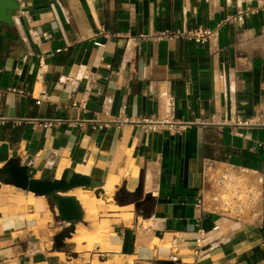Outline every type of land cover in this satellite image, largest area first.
<instances>
[{
    "label": "crops",
    "instance_id": "obj_1",
    "mask_svg": "<svg viewBox=\"0 0 264 264\" xmlns=\"http://www.w3.org/2000/svg\"><path fill=\"white\" fill-rule=\"evenodd\" d=\"M19 1L0 29V168L120 176L115 196L139 197L58 252L50 200L0 183V264H264V0ZM43 74L48 101L13 92L36 97Z\"/></svg>",
    "mask_w": 264,
    "mask_h": 264
},
{
    "label": "water",
    "instance_id": "obj_2",
    "mask_svg": "<svg viewBox=\"0 0 264 264\" xmlns=\"http://www.w3.org/2000/svg\"><path fill=\"white\" fill-rule=\"evenodd\" d=\"M21 10L22 6L19 0H0V29H15V14ZM0 183L13 185L50 200L51 204L58 210L57 219L68 225L55 239V249L58 252L67 248L65 240L72 238L77 224L84 223L85 219L80 201L75 197H68L66 194L78 188L92 190L98 197L105 194V191L101 189L102 181L78 174L73 169L65 170L61 179H57L52 170L45 171L40 179H31L29 167L24 166L20 159H12L3 168H0ZM159 264L178 263L160 261Z\"/></svg>",
    "mask_w": 264,
    "mask_h": 264
},
{
    "label": "built area",
    "instance_id": "obj_3",
    "mask_svg": "<svg viewBox=\"0 0 264 264\" xmlns=\"http://www.w3.org/2000/svg\"><path fill=\"white\" fill-rule=\"evenodd\" d=\"M178 35V34H176ZM162 38H171L170 34H166L163 36H159L158 39H162ZM39 93L38 95L35 97L34 93H27L25 94V92L23 91H19V90H13L14 93L19 94V96L22 98L24 95H30L32 98H35L37 101V104L41 105L42 103H44L45 101L49 100V94H48V85L46 80L44 79V74L42 79L39 82ZM158 98L160 101V106L163 109L164 112V122L167 123L168 125H174L173 123H175L176 119H175V100L171 94V92L167 91V90H163L160 91L158 93ZM87 105H88V100L85 99L83 100L82 104H80L78 106L79 109L86 111L87 110ZM144 124L147 125V128L145 129L146 133H149L151 131H153V126L154 125H163L164 123H162L161 120L157 119V120H150V119H145L143 120ZM136 122V120H134L133 118L129 117L126 115L125 112H122L120 114V119L117 120L116 123L118 124H129V123H133ZM204 200H205V190H200L199 191V198L197 201V206L199 208H202L204 205ZM200 249L196 250V255L200 256ZM215 261H213L212 264H214Z\"/></svg>",
    "mask_w": 264,
    "mask_h": 264
},
{
    "label": "bare ground",
    "instance_id": "obj_4",
    "mask_svg": "<svg viewBox=\"0 0 264 264\" xmlns=\"http://www.w3.org/2000/svg\"><path fill=\"white\" fill-rule=\"evenodd\" d=\"M61 175V171H59L58 176ZM121 183L120 176L109 177L105 180L102 184L101 189L105 191V194L102 195L103 199L110 203L109 210H117V207L114 204V196L116 192V187ZM66 196L68 197H75L77 198L83 208L85 209V220L88 222H94L97 217L98 208L106 207L107 205L104 204L102 199H98L95 196L94 191L92 190H85L83 188L74 189L69 191ZM112 204V205H111ZM133 208V207H131ZM80 235L87 236V230L85 228L80 229ZM97 232H99V226L97 227Z\"/></svg>",
    "mask_w": 264,
    "mask_h": 264
},
{
    "label": "rangeland",
    "instance_id": "obj_5",
    "mask_svg": "<svg viewBox=\"0 0 264 264\" xmlns=\"http://www.w3.org/2000/svg\"><path fill=\"white\" fill-rule=\"evenodd\" d=\"M95 193V192H94ZM95 196L98 198V199H102L103 201H104V204H106L107 206L104 208V207H101V208H98V211H97V217H98V215L101 213V212H105L106 210H109L110 208H109V202H107L106 200H104L103 199V197H102V195L100 196V197H98L97 195H96V193H95ZM239 198L240 199H244V194H243V192H241L239 195ZM115 197V196H114ZM227 200H228V198H227ZM97 217H96V219H95V221L92 223L91 222V224H94V226H97L98 225V223H97ZM87 224V223H86ZM91 234H88L87 236H90ZM102 238V237H101ZM155 243H157L158 245H159V247L162 249V251H164V250H167V251H169L170 249H172V244H171V241L170 240H167V241H165V242H155ZM165 252V251H164Z\"/></svg>",
    "mask_w": 264,
    "mask_h": 264
},
{
    "label": "trees",
    "instance_id": "obj_6",
    "mask_svg": "<svg viewBox=\"0 0 264 264\" xmlns=\"http://www.w3.org/2000/svg\"><path fill=\"white\" fill-rule=\"evenodd\" d=\"M139 195L137 193H130L126 189H121L115 196V201L119 205H126L130 203H136Z\"/></svg>",
    "mask_w": 264,
    "mask_h": 264
}]
</instances>
